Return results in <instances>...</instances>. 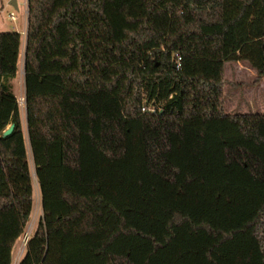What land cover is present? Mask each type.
Listing matches in <instances>:
<instances>
[{
	"label": "trees",
	"instance_id": "trees-1",
	"mask_svg": "<svg viewBox=\"0 0 264 264\" xmlns=\"http://www.w3.org/2000/svg\"><path fill=\"white\" fill-rule=\"evenodd\" d=\"M20 43L0 32V264L33 206ZM227 61L264 77V0H27L18 264H264V113L223 111Z\"/></svg>",
	"mask_w": 264,
	"mask_h": 264
},
{
	"label": "rangeland",
	"instance_id": "rangeland-1",
	"mask_svg": "<svg viewBox=\"0 0 264 264\" xmlns=\"http://www.w3.org/2000/svg\"><path fill=\"white\" fill-rule=\"evenodd\" d=\"M10 0H0V32H15L26 28L27 18L24 16V0H16L18 8L9 4ZM13 12L16 19L11 20L9 13ZM25 19V25H24ZM25 36L22 35L18 56V69L16 76L11 80L12 91L17 98L22 132L25 140L28 164L33 183V206L30 219L23 234L17 239L12 250L11 264H18L25 252L27 240L34 233L38 221L42 218L40 190L35 174L34 163L27 137L26 112L24 103L23 57ZM223 103L222 108L226 113H264V77L258 78L256 71L248 61L224 62L223 70Z\"/></svg>",
	"mask_w": 264,
	"mask_h": 264
},
{
	"label": "crops",
	"instance_id": "crops-1",
	"mask_svg": "<svg viewBox=\"0 0 264 264\" xmlns=\"http://www.w3.org/2000/svg\"><path fill=\"white\" fill-rule=\"evenodd\" d=\"M11 1V0H10ZM9 1V2H10ZM16 3H17V1H16ZM24 10H23V12H24V16H26V18H27V0H24ZM17 8H18V4H17ZM24 25H25V19H24ZM26 26V28H23L22 30H16V32H18V33H20V35H21V37H22V35H24L25 36V43H26V31H27V25H25ZM24 51H25V46H24ZM23 74H24V71H23ZM25 95V94H24ZM24 103H25V99H24Z\"/></svg>",
	"mask_w": 264,
	"mask_h": 264
},
{
	"label": "water",
	"instance_id": "water-1",
	"mask_svg": "<svg viewBox=\"0 0 264 264\" xmlns=\"http://www.w3.org/2000/svg\"><path fill=\"white\" fill-rule=\"evenodd\" d=\"M10 5H12L14 8H17V3H16V0H11L9 2ZM14 129V124L13 123H10L2 132V136H7L9 135Z\"/></svg>",
	"mask_w": 264,
	"mask_h": 264
},
{
	"label": "built area",
	"instance_id": "built-area-1",
	"mask_svg": "<svg viewBox=\"0 0 264 264\" xmlns=\"http://www.w3.org/2000/svg\"><path fill=\"white\" fill-rule=\"evenodd\" d=\"M9 18L11 20H15L16 19L15 15L13 14V12L9 13ZM180 60H181L180 55L178 53H175V64H176V67H180V65H181ZM142 110L145 111L146 110L145 107H142ZM148 110L152 112V111H154V108H149Z\"/></svg>",
	"mask_w": 264,
	"mask_h": 264
}]
</instances>
